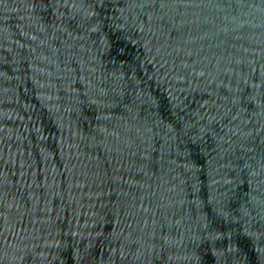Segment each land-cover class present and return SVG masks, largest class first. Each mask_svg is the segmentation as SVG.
Segmentation results:
<instances>
[{"label": "water", "instance_id": "water-1", "mask_svg": "<svg viewBox=\"0 0 264 264\" xmlns=\"http://www.w3.org/2000/svg\"><path fill=\"white\" fill-rule=\"evenodd\" d=\"M0 264H264V0H0Z\"/></svg>", "mask_w": 264, "mask_h": 264}]
</instances>
